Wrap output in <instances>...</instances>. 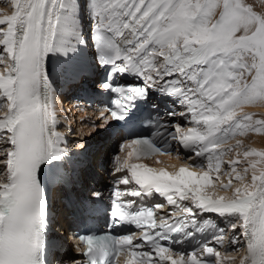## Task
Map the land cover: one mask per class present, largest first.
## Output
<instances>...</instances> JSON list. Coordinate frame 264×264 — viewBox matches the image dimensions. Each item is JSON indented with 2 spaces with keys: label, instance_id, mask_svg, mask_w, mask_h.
Returning a JSON list of instances; mask_svg holds the SVG:
<instances>
[{
  "label": "snow or ice",
  "instance_id": "snow-or-ice-1",
  "mask_svg": "<svg viewBox=\"0 0 264 264\" xmlns=\"http://www.w3.org/2000/svg\"><path fill=\"white\" fill-rule=\"evenodd\" d=\"M11 3L15 10L0 15V264H50L47 192L50 183L64 181L58 169L67 150L56 130L49 61L75 60L85 43V20L95 60L106 71L99 84L115 94L111 118L128 119L156 93L181 107L167 116L179 115L184 124L158 116L151 136L121 146L130 150L122 162L115 160V172L123 175L115 179L110 228L132 225L141 236H80L84 264H115L121 252L127 253L126 264H233L235 257L227 253L241 248L245 254L238 264H264V169L258 168L264 151L244 150L227 161L230 178L220 188L227 191L233 179L241 182L231 196L207 192L220 180L225 154L241 147V141H229L264 132V119L242 112L246 105L264 104V15L243 0ZM71 72L76 78L82 69L73 66ZM117 76L141 83H116ZM101 118L107 120L103 113ZM178 149L191 153V164L175 172L132 162ZM241 155L247 161L243 172L237 170ZM249 171L251 181L244 183ZM155 197L163 202H148ZM165 203L168 214L158 223L157 210ZM205 213L228 217L226 227L203 219ZM208 227L210 238L204 237ZM226 232L231 236L222 254ZM198 234L196 246L174 247Z\"/></svg>",
  "mask_w": 264,
  "mask_h": 264
},
{
  "label": "rangeland",
  "instance_id": "rangeland-1",
  "mask_svg": "<svg viewBox=\"0 0 264 264\" xmlns=\"http://www.w3.org/2000/svg\"><path fill=\"white\" fill-rule=\"evenodd\" d=\"M244 1L247 2V3H245ZM255 1H257V0H243V2L245 4L251 5L252 7L254 5L256 6ZM14 10L15 9L12 6L11 0H0V15H3V14L10 15ZM78 57H80V56H78ZM55 58H57V57L53 56L51 61L55 62ZM61 58H63V57H61ZM81 58H86V57H81ZM51 61H49V62H51ZM72 63H74V62L71 61L70 64H72ZM246 108L247 107L244 106V108L242 110L243 113H251L253 115L255 113L256 114L262 113L261 111H253V110L247 111ZM61 110L62 109L60 108L59 112H61ZM59 112L56 113V116H57V119H58L57 121H60L58 123V127L63 132L65 139L69 140V141H72V140H78L77 137H79V138L83 137L84 134L81 133V131H80L81 128L79 129V126H77L76 124L72 125L69 121L61 119V115H59L60 114ZM62 112H63V110H62ZM63 118H65V117L63 116ZM256 119H259V118H256ZM94 132L96 133V131H94L93 129H87L85 131V136L90 139V138L93 137V133ZM253 132L254 131H248L244 135H237L235 138H233V139H231L229 141V145H235L236 141L239 140V141H241V147L239 149H234L233 151L227 152L225 154V156L223 157L224 163L222 164V167H221L220 180L218 181L219 183L217 182L215 187H209L207 189V192L209 194H213L214 192H216V193H219V192L220 193H224V192L228 193L230 191L232 192L233 189H235L236 187H240L241 186V182L240 181H237V180L233 179L232 186L227 191H225V190H222L220 188V183L221 182L224 183V184L228 183V180H229L230 177L228 175H226L225 173L230 172V168H229V165L227 164V161L237 158L236 157V153L237 152L242 153L244 150H248V149H256L257 151H264V132L256 134V137L258 138L257 140L253 137ZM101 140H103V139H101ZM251 143H262V145L261 146H256V145H252ZM225 147H228V145H226ZM240 159H241V164H239L237 166V170L240 171V172H243V168L245 166H247V161L243 160L242 155H241ZM249 159H258V158L250 157ZM258 168L264 169V165H258ZM212 175L215 178V173H213ZM250 181H251V171H249L248 175L246 176V178L244 180V183H250ZM208 190H211V191H208ZM216 190H218V191H216ZM219 190H221V191H219ZM228 219L229 218H227L226 220H228ZM230 236H231V233L227 232V234H226L227 241H229ZM228 246H229V244H228ZM225 253H226V250L223 249L222 254H225ZM227 254L229 256H231V257H235V261L233 262V264H238L239 258L244 255V251L241 248L240 251H238V252L237 251H232V252L227 253Z\"/></svg>",
  "mask_w": 264,
  "mask_h": 264
},
{
  "label": "bare ground",
  "instance_id": "bare-ground-1",
  "mask_svg": "<svg viewBox=\"0 0 264 264\" xmlns=\"http://www.w3.org/2000/svg\"><path fill=\"white\" fill-rule=\"evenodd\" d=\"M245 3H247V2H245ZM255 3H256V6L253 4L254 5L253 6L254 11L257 12L258 14L264 15V0H257V1H255ZM86 55L87 54L86 53H83L82 52V49L80 48V52H79V54L77 56L86 57ZM74 63L68 65V66H70L69 68H72L73 65H74ZM51 66H52V64L50 63L49 64V67H51ZM69 68H67V69H69ZM59 83H61V81H59L58 83H56V85L58 87L62 84V83L61 84H59ZM55 96H56V94H55ZM246 107H247L246 108L247 111L253 110V111H261L262 112L260 114H256L255 113L253 115V119L254 120H256V118L264 119V104H252V105H246ZM60 108H61V105L59 104V102L56 99H54V109H55V113H58L60 111ZM59 113H61L66 118V114L64 113V111L62 112V110H61V112H59ZM63 116L61 117V119H65V118H63ZM57 122H59V121H57ZM93 130L97 132V129H93ZM256 134H257L256 132H253V137L257 140L258 138L256 137ZM103 142H104V139L99 142L100 145L103 144ZM251 144L252 145H256V146H261L262 145V143H251ZM168 164H169V168L173 169L174 171H177L181 166H187L186 164H184L182 162H179L178 160H174V161L172 160V161H170L169 158H168ZM193 170L199 171L198 169H193ZM208 191H211V190H208ZM216 191H218V190H216ZM219 191H221V190H219ZM214 193H215V195H219V196H231L232 195V192L231 191L228 192V193H226V192H224V193H220V192L219 193H216V192H214Z\"/></svg>",
  "mask_w": 264,
  "mask_h": 264
}]
</instances>
